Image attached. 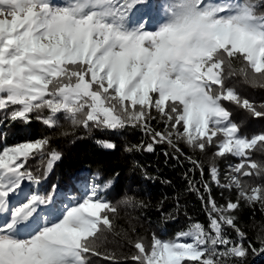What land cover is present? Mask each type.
Here are the masks:
<instances>
[{
	"label": "snow or ice",
	"instance_id": "6c2138e0",
	"mask_svg": "<svg viewBox=\"0 0 264 264\" xmlns=\"http://www.w3.org/2000/svg\"><path fill=\"white\" fill-rule=\"evenodd\" d=\"M232 79L264 90V0H0V264H91L93 256L120 264L105 247L107 238L128 236L120 207L145 208L143 200L133 194L107 200L115 180L98 183L100 172L59 207L57 185L40 190L62 159L53 140L78 129L131 128L144 138L124 144L128 155L167 144L166 161L192 165L184 175L207 224L190 223L170 239L153 233L150 245L142 237L129 240L136 251L126 259L245 264L249 250L253 258L264 254V235L255 247L234 214L242 202L264 213V183L249 182L264 179V161L253 159L254 151L264 153V132L243 134L225 102L261 119L264 103L243 97L229 86ZM33 120L54 135L6 143L7 129ZM95 142L104 150L117 147L110 139ZM181 144L193 153L215 150L207 167L211 183L204 164ZM228 156L238 163L221 183L216 161ZM212 183L235 188L236 200L217 203Z\"/></svg>",
	"mask_w": 264,
	"mask_h": 264
},
{
	"label": "trees",
	"instance_id": "16d2710c",
	"mask_svg": "<svg viewBox=\"0 0 264 264\" xmlns=\"http://www.w3.org/2000/svg\"><path fill=\"white\" fill-rule=\"evenodd\" d=\"M138 16L139 14L136 18ZM229 86L235 87L243 97L255 104L264 103V90L253 89L239 79L230 80ZM225 103L233 113L232 119L242 124L243 134L264 132V119L253 118L235 105ZM60 122L67 127L63 117ZM7 132L6 143L9 145L40 136L54 135L52 130L35 120L28 125L14 124L7 129ZM98 138L114 141L117 145L116 149L100 148L95 142ZM143 138L141 132L131 128L119 133L93 131L91 134L78 129L75 136L57 137L53 140L52 146L63 154L62 159L56 163L48 179L40 186L41 191L47 192L51 190L53 184L57 185L56 202L59 207L66 198L78 196L82 184L85 181L91 182L93 175L100 172L102 179L97 181L98 183H102L103 179L107 178L114 177L115 180L112 188L105 194L107 200L117 203L126 194H133L137 199L143 200L147 204L145 208L120 207L119 224L128 232V236H108L107 238L105 247L117 253L120 264H134L131 259H126L136 251L129 240L135 241L138 237H142L144 242L150 245L153 233L161 239H170L190 223L198 221L207 224L204 206L197 193L188 189V182L184 175L192 167L188 161L183 158L179 163L173 159L166 161L164 152L171 151L167 144L156 146L152 153L140 152L128 155L123 151L126 142L137 143ZM3 143L4 141H0V147ZM180 147L186 154L194 156L204 164L206 173L204 179L210 182L207 167L215 150L209 149L207 153H193L183 144ZM253 159L264 161V153L254 151ZM133 161L139 167L134 168ZM216 163L220 169L221 183H226L224 177L229 165L238 163V159L228 156L217 159ZM35 164V160L30 161V166L35 167ZM142 170H146L153 179H146ZM115 173L119 175L115 176ZM194 178L200 180L199 171L195 173ZM249 182L264 183V179L254 177ZM211 192L219 204H225L228 200L235 201L237 197L235 188L229 190L218 187L214 183L211 184ZM177 200L180 204L178 211ZM168 213H174L175 219L166 220L165 214ZM234 214L237 217L238 226L247 233V240L258 248L260 245L256 237L258 234L264 235V213L260 212L258 206L254 211L242 202L240 209ZM130 218H135L131 220L132 225L135 226V232L129 227ZM226 234L235 239L236 234L231 229H226ZM91 264H113V262L103 257L93 256ZM245 264H264V254L253 258L249 250Z\"/></svg>",
	"mask_w": 264,
	"mask_h": 264
},
{
	"label": "rangeland",
	"instance_id": "374dc122",
	"mask_svg": "<svg viewBox=\"0 0 264 264\" xmlns=\"http://www.w3.org/2000/svg\"><path fill=\"white\" fill-rule=\"evenodd\" d=\"M73 197H75V196H73ZM70 198H71V197L66 198V199H65V202H61L60 206H62L63 204H68V203H70V202H71V201H70Z\"/></svg>",
	"mask_w": 264,
	"mask_h": 264
}]
</instances>
